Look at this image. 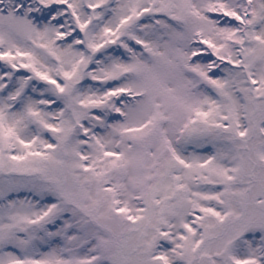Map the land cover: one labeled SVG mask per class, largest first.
I'll list each match as a JSON object with an SVG mask.
<instances>
[{"label": "snow or ice", "instance_id": "obj_1", "mask_svg": "<svg viewBox=\"0 0 264 264\" xmlns=\"http://www.w3.org/2000/svg\"><path fill=\"white\" fill-rule=\"evenodd\" d=\"M0 264H264V0H0Z\"/></svg>", "mask_w": 264, "mask_h": 264}]
</instances>
